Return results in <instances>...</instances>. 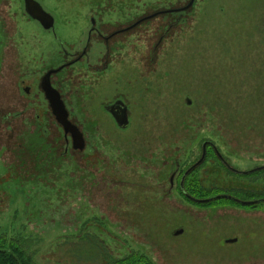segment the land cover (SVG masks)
Segmentation results:
<instances>
[{"label":"rangeland","instance_id":"rangeland-1","mask_svg":"<svg viewBox=\"0 0 264 264\" xmlns=\"http://www.w3.org/2000/svg\"><path fill=\"white\" fill-rule=\"evenodd\" d=\"M36 1L57 39L24 0H0V237L35 264H264V205L198 206L179 191L212 143L197 196L264 193V175L216 158L264 167V0H195L146 21L191 0ZM91 19L92 62L53 77L81 151L39 80L70 60L61 42L83 49ZM118 99L127 129L106 111Z\"/></svg>","mask_w":264,"mask_h":264},{"label":"water","instance_id":"water-1","mask_svg":"<svg viewBox=\"0 0 264 264\" xmlns=\"http://www.w3.org/2000/svg\"><path fill=\"white\" fill-rule=\"evenodd\" d=\"M194 2H195V0H191L190 3L188 4V6H186L184 8L173 10V11L156 13L153 16L148 17L147 19L154 18V17L159 16L161 14L173 13V12H182V11L190 8L194 4ZM24 6H25V11H26L27 15L32 20L39 21L46 29H49L53 26V23H54L53 16L48 14L43 9V7L41 6V4L38 1H36V0H24ZM58 71L57 70L56 71H50L46 75V77L44 79V83H43V89L45 91L46 98L51 103V106L53 108V112H54V115H55L57 121L64 127L66 134H68L69 132L72 134L73 139H74V149L82 151L85 148L84 137H83L82 133L80 132V130L68 120V112L65 108L64 102L61 99L60 93L52 87V84L50 81L51 75L53 73L54 74L58 73ZM107 111L111 115H113L115 121L117 122V124L120 128L126 129L129 127V120H128V115H127V106L122 101L117 102L113 106L108 107ZM208 145L214 146L212 143H210V144L206 143L203 147L202 158L195 165H193L190 170L195 169L205 160L206 149H207ZM218 155L226 167H228L233 172H236L238 174H251V173H254V172H257L260 170H264V167H259V168L252 170V171H249V172L237 171V170L233 169L232 167H230V165L225 161V159L222 157L221 154H218ZM221 198L231 199V200H234L237 203H240V204L245 205V206H253V205L259 204L261 202H264V200L241 201L237 198H234V197L228 196V195H220V196H217L213 199H207V200H197V199H192V200L194 202H197V203H208L210 201H213L214 199H221ZM182 233H183V231L181 230V231H178L176 233V235H180ZM230 242H233V241H230Z\"/></svg>","mask_w":264,"mask_h":264},{"label":"trees","instance_id":"trees-1","mask_svg":"<svg viewBox=\"0 0 264 264\" xmlns=\"http://www.w3.org/2000/svg\"><path fill=\"white\" fill-rule=\"evenodd\" d=\"M214 146L208 145L207 149L209 148L211 151H214ZM207 154H208V150H207ZM216 158L219 160V162H222L220 157H219V155H218V157L216 156ZM191 168H192V166L189 167V170H187V172H185L184 175L180 179V180L184 179V182H183L184 183L183 184L184 185V191L181 189V185H180L181 181H179L180 182L179 183V185H180V187H179L180 194L182 195V197L186 201H188V202H190V203H192L194 205H198V206H209V205H212V204H215V203H232V204L238 205L240 207L256 208V207H261V206L264 205V202H261L259 204L253 205V206H245V205H242L240 203H237L234 200L227 199V198L214 199L213 201H210L208 203H197V202H194L192 199H189L186 195L188 194L189 196H191V197H193V198H195L197 200L213 199V198H215L217 196H220V195H215V196H212L211 198H207V197H204V196H197L194 193L193 189H191L189 187V184H192V183H194V181H196V179H194V178L192 180V177L195 174L193 172L194 171L196 172L197 168H195L193 170H190ZM234 174L237 175L238 177L249 178V177L257 176V175H260V174L264 175V170H260V171H257V172L251 173V174H238V173L237 174L234 173ZM188 178H191V180L189 181ZM260 194L261 193H259V195H256V196L255 195L254 196L253 195L249 196L248 194L246 195L245 193L239 192V193H234L231 196L232 197L234 196V198H237V199H239L241 201L264 200V193H262V195H260ZM251 196L255 197L256 199H254V200L249 199V198H251ZM259 197H261V199H258ZM123 262L124 261H118L117 263L121 264ZM0 264H35V263H33L32 260L30 258H28L25 250L21 249L20 247L15 246L12 242L8 243V239L6 237H0Z\"/></svg>","mask_w":264,"mask_h":264},{"label":"flooded vegetation","instance_id":"flooded-vegetation-1","mask_svg":"<svg viewBox=\"0 0 264 264\" xmlns=\"http://www.w3.org/2000/svg\"><path fill=\"white\" fill-rule=\"evenodd\" d=\"M42 6V5H41ZM43 7V6H42ZM43 9L45 10V8L43 7ZM46 11V10H45ZM48 14H50L48 11H46ZM51 15V14H50ZM30 18V17H29ZM54 18V17H53ZM31 19V18H30ZM147 20V18H145V19H143V20H141V21H146ZM31 21H34L35 23H37L38 24V26L40 27V29H42L44 32H46L47 34H49V35H51L52 36V38H53V36L55 37V39H57V37H58V34L55 32V28H56V23H55V20H54V23H53V26L51 27V28H49V29H46L39 21H36V20H32L31 19ZM96 21H95V19H91V25L93 26V28L94 29H96V31H92V32H90L89 33V37H88V39H87V41L85 42V45H84V47H83V49L80 51V52H78V53H69L68 52V50L66 51V45H64V43L63 42H61V47H62V50H63V52H64V55L67 57V58H69L70 60L69 61H67L66 63H61V64H59L58 65V67H56V68H52V69H50V70H47V72L40 78V80H39V87H40V90H41V93H42V95H43V97H44V99H45V101H46V104H47V106H48V108H49V111L51 112V114H52V116H54L55 117V115H54V112H53V108H52V106H51V103H50V101H48V99L46 98V94H45V91H44V89H43V83H44V79H45V77H46V75L50 72V71H58V73H53L52 75H51V77H50V81H51V84H52V87L55 89V90H57L59 93H60V96H61V99H62V101L64 102V105H65V108H66V110H67V112H68V109H67V107H66V104H65V101L63 100V98H62V94H61V92H60V90L57 88V86L55 85V83L53 82V77L54 76H57L58 74H60L61 72H63V71H65V69H67V68H70V67H75V66H77V65H79V64H81V62H87L88 64L90 63V61H91V59H90V50L92 49V35H93V33L94 34H98V35H101L100 33H98L99 31H97V27H96ZM135 26V24L134 25H132L131 27H128V28H126V29H122V30H119V31H117V32H115L114 34H112L110 37H106L105 38V41H106V43H109V41L112 39V38H114L116 35H119V34H122V33H124V32H127V31H129V30H131L133 27ZM92 62V61H91ZM22 90H23V93L25 94V95H27V96H30L31 94H32V88H31V86H28V85H26V82H22ZM120 101H122L121 99H118V100H116L113 104H111V105H109V106H107L106 107V111H107V108L108 107H110V106H113L114 104H116L117 102H120ZM123 103H124V101H122ZM127 106V105H126ZM108 112V111H107ZM109 113V112H108ZM109 115L113 118V120L115 121V119H114V117H113V115H111L110 113H109ZM127 115H128V106H127ZM39 118V117H38ZM55 119H56V117H55ZM68 120L74 125V126H76L72 121H71V119H70V116H69V112H68ZM129 120V119H128ZM56 121H57V119H56ZM58 122V121H57ZM116 122V121H115ZM59 123V122H58ZM60 124V123H59ZM116 124H117V122H116ZM61 125V124H60ZM129 125H130V120H129ZM62 126V125H61ZM117 126H118V124H117ZM119 127V126H118ZM62 128H63V131H64V133H65V130H64V127L62 126ZM123 129V128H122ZM127 129V128H126ZM71 137V140H72V145H73V148H74V139H73V136H72V134L69 132L68 134H66L65 133V138L68 140L69 138ZM206 154H207V152H206ZM184 182V179H182L181 180V183H180V185H181V189L184 191V185H182V184H184L183 183ZM173 184H174V179H173V182H172ZM186 194V193H185ZM189 199H195V198H193V197H191V196H189L188 194L186 195Z\"/></svg>","mask_w":264,"mask_h":264}]
</instances>
